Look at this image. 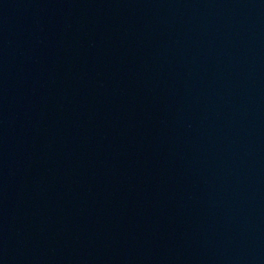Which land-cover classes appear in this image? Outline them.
I'll use <instances>...</instances> for the list:
<instances>
[{"label":"water","instance_id":"1","mask_svg":"<svg viewBox=\"0 0 264 264\" xmlns=\"http://www.w3.org/2000/svg\"><path fill=\"white\" fill-rule=\"evenodd\" d=\"M0 264H264V45L149 159Z\"/></svg>","mask_w":264,"mask_h":264}]
</instances>
